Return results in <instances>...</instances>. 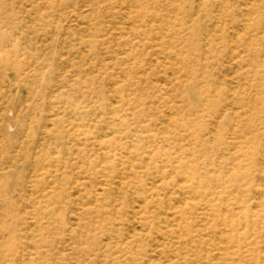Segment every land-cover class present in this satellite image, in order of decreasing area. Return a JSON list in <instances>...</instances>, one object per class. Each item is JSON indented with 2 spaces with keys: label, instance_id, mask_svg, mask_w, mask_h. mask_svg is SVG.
I'll return each instance as SVG.
<instances>
[{
  "label": "rangeland",
  "instance_id": "1",
  "mask_svg": "<svg viewBox=\"0 0 264 264\" xmlns=\"http://www.w3.org/2000/svg\"><path fill=\"white\" fill-rule=\"evenodd\" d=\"M0 264H264V0H0Z\"/></svg>",
  "mask_w": 264,
  "mask_h": 264
},
{
  "label": "bare ground",
  "instance_id": "2",
  "mask_svg": "<svg viewBox=\"0 0 264 264\" xmlns=\"http://www.w3.org/2000/svg\"><path fill=\"white\" fill-rule=\"evenodd\" d=\"M66 26V25H65ZM240 62V61H239ZM238 88V87H237ZM241 90V89H240ZM256 94V93H255ZM140 161V160H139ZM94 162V161H93ZM117 162V161H116ZM259 169V168H258Z\"/></svg>",
  "mask_w": 264,
  "mask_h": 264
}]
</instances>
